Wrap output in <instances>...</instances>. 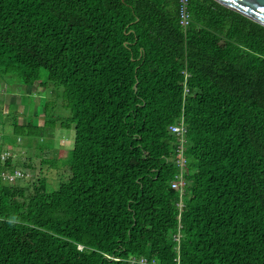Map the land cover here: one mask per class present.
<instances>
[{
  "label": "trees",
  "instance_id": "1",
  "mask_svg": "<svg viewBox=\"0 0 264 264\" xmlns=\"http://www.w3.org/2000/svg\"><path fill=\"white\" fill-rule=\"evenodd\" d=\"M188 7L182 28L177 0H0L1 78L61 87L74 132L43 159L67 172L55 188L28 180L31 164H0L31 175L0 182V264H264V25L216 0ZM52 108L46 96L13 133L50 138Z\"/></svg>",
  "mask_w": 264,
  "mask_h": 264
},
{
  "label": "rangeland",
  "instance_id": "2",
  "mask_svg": "<svg viewBox=\"0 0 264 264\" xmlns=\"http://www.w3.org/2000/svg\"><path fill=\"white\" fill-rule=\"evenodd\" d=\"M1 77L0 86L3 89L0 92V133L2 135L0 142L3 140L6 143L4 147H8L12 151L13 164L19 163L23 169H26L24 167L29 164L34 167V170L30 171L32 177L28 180L36 178V176L42 177L46 180L49 188H55L59 182L65 180L67 172L50 165L43 159L64 156L72 147L74 134L73 126L63 120L68 112L63 107L62 88L58 87L52 93L50 86L43 88L38 81L33 86L26 87L6 75ZM46 96L53 103L51 113H58L61 116L54 122L50 138L48 135L38 141L36 137L14 134L11 127L13 123H27L30 118L32 124L37 123L38 116L42 114ZM49 144L51 146L40 151V146Z\"/></svg>",
  "mask_w": 264,
  "mask_h": 264
},
{
  "label": "built area",
  "instance_id": "3",
  "mask_svg": "<svg viewBox=\"0 0 264 264\" xmlns=\"http://www.w3.org/2000/svg\"><path fill=\"white\" fill-rule=\"evenodd\" d=\"M189 0H177V13H178V23L182 28H186L191 22V16L189 11ZM188 76L185 73L184 80L182 82L183 87V96L188 93V88L186 85V77ZM2 87L0 86V92H2ZM169 130L176 134L177 136V145L175 149V165L177 167V172L174 175V178L170 182L171 188L177 190L178 200L176 204L177 208V221L178 225L180 224L181 212L184 207V193L186 188V175L188 174V161L185 155V150L187 146V127L185 126L183 116L181 115L177 121L169 125ZM2 135L0 133V139ZM14 155V154H13ZM11 158L13 164L12 151L8 147H0V164H4L7 159ZM15 158V157H14ZM31 176L29 173H24L18 168L14 170L0 169V182L2 183H13L16 178L25 177L29 178ZM180 234L177 231L170 238V241L174 243V248L178 249ZM78 248L81 249V246L78 245ZM129 264H158L154 259H148L145 256H134L129 255L127 258ZM176 264H182L179 260L178 255L175 258Z\"/></svg>",
  "mask_w": 264,
  "mask_h": 264
},
{
  "label": "water",
  "instance_id": "4",
  "mask_svg": "<svg viewBox=\"0 0 264 264\" xmlns=\"http://www.w3.org/2000/svg\"><path fill=\"white\" fill-rule=\"evenodd\" d=\"M216 1L264 25V0H216Z\"/></svg>",
  "mask_w": 264,
  "mask_h": 264
}]
</instances>
